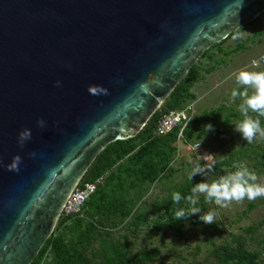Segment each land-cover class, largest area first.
Listing matches in <instances>:
<instances>
[{
  "label": "water",
  "instance_id": "95a60500",
  "mask_svg": "<svg viewBox=\"0 0 264 264\" xmlns=\"http://www.w3.org/2000/svg\"><path fill=\"white\" fill-rule=\"evenodd\" d=\"M263 13L264 0H0V264H32L98 156Z\"/></svg>",
  "mask_w": 264,
  "mask_h": 264
},
{
  "label": "rangeland",
  "instance_id": "374dc122",
  "mask_svg": "<svg viewBox=\"0 0 264 264\" xmlns=\"http://www.w3.org/2000/svg\"><path fill=\"white\" fill-rule=\"evenodd\" d=\"M263 58L264 13L225 44L212 49L207 57L200 58L196 63L198 77L191 89L196 100L185 107H192L194 119L201 120L204 127L211 124L213 130L193 136V143L181 141L176 144L178 153L171 164L175 170L172 177L154 185H137L134 194H138L139 200L135 212L143 222L137 231L130 226L131 220L118 228L99 225L98 240L105 238L124 245L132 257L142 251L159 250L160 258L149 264H235L242 251L261 255L264 261V197L220 207L214 202H206L201 195L196 205L201 213L169 226L174 213L179 210L178 204L172 202V195L174 192L181 194L187 184L211 183L230 175L243 164L257 174L256 183L264 185V137L258 134L252 143H248L235 130V125L245 116L239 111L242 98L234 99L231 95L233 90H244L236 81L239 71H264V67L255 68L252 64L253 60L258 62ZM253 91L248 89L249 95ZM213 113L215 117H211ZM248 116L259 119L264 129V117L251 111ZM196 144L201 145L198 150L192 148ZM209 158L212 159L210 162ZM197 165L212 170L189 180L192 168ZM217 166L222 168H215ZM191 207L186 204L180 209ZM208 211L216 214L213 224H205L199 219ZM98 240L86 253L93 264L102 261V258L94 257L100 249Z\"/></svg>",
  "mask_w": 264,
  "mask_h": 264
},
{
  "label": "trees",
  "instance_id": "16d2710c",
  "mask_svg": "<svg viewBox=\"0 0 264 264\" xmlns=\"http://www.w3.org/2000/svg\"><path fill=\"white\" fill-rule=\"evenodd\" d=\"M245 27L231 34L221 44L213 46L202 58L207 57L212 49L225 44ZM197 77L195 65L138 136L129 141L113 143L98 156L80 182L82 185L96 184V192L86 203L81 215L60 217L52 236L32 264H46L47 261L48 264H93V261L87 259L86 253L90 245L98 240L99 225L109 224L118 228L127 220H131L130 226H133L135 231L141 227L142 217L135 212L139 200V196H136L138 194H134L135 189L140 185H154L175 173L171 164L178 153L176 144L179 130L166 137H158L156 135L158 124L164 116L184 110L187 103L196 100L191 89ZM215 116V113L211 114V117ZM200 133L208 132L201 120L193 119L183 134V142L193 143V136ZM211 160L209 158L208 161ZM100 180L101 183L97 184ZM192 186L187 184L182 189L181 196L191 194ZM186 204L188 203L182 199L178 204L179 209ZM178 222L173 215L169 226H176ZM160 256L159 250L152 249L132 257L124 245L105 238L100 240V249L94 255L95 258H102L99 264H149ZM234 262L264 264L261 255L246 251H242Z\"/></svg>",
  "mask_w": 264,
  "mask_h": 264
},
{
  "label": "clouds",
  "instance_id": "9594fccd",
  "mask_svg": "<svg viewBox=\"0 0 264 264\" xmlns=\"http://www.w3.org/2000/svg\"><path fill=\"white\" fill-rule=\"evenodd\" d=\"M183 55V53H181ZM174 64L176 61L173 62ZM253 65L257 64V61H252ZM236 81L243 87V91L233 90L231 95L235 99L237 97L242 98V102L239 105V111L245 116V118L235 125V130L240 133L243 140L248 143H252L253 140L259 136L264 137V129L261 128L260 120L253 119L248 116V113L254 112L259 116L264 117V71H246L241 70L236 75ZM59 86V82H57ZM248 89L254 90L249 95ZM91 92L95 94L97 89H91ZM37 124L43 128L45 122L43 119L38 120ZM206 130H213L211 124L206 126ZM31 139V131L28 129L19 133L18 143L21 147L25 142ZM30 155L34 156L35 153ZM22 162L20 156H15L12 163L8 165L10 171H19V164ZM212 168H201L199 165L192 168L189 175V180L197 174L204 171H211ZM55 175V173H53ZM258 180L257 174L250 170L246 165H240L238 169L232 172L230 175L224 176L211 183L200 182L192 186L191 194L186 197H182L179 192H174L172 195V202L179 204L184 199L192 207L188 210L179 209L174 213V219L186 220L192 215L201 213V209L196 207L199 197L204 196L205 201L208 203H215L220 207H228L232 202H243L245 199L254 201L258 198L264 197V185L256 183ZM215 212L208 211L199 216V219L205 224H213L215 222Z\"/></svg>",
  "mask_w": 264,
  "mask_h": 264
},
{
  "label": "built area",
  "instance_id": "2783aa9c",
  "mask_svg": "<svg viewBox=\"0 0 264 264\" xmlns=\"http://www.w3.org/2000/svg\"><path fill=\"white\" fill-rule=\"evenodd\" d=\"M255 68L264 67V58L259 60ZM194 119V113L192 107L185 108L181 111L171 112L169 115L164 116L158 124L156 135L158 137H166L176 130H179L178 142L183 141V134L185 130L191 125ZM200 144L194 145L192 148L198 150ZM98 181L97 184L101 183ZM97 185L81 183L76 186L71 195L69 196L63 211L62 216L72 217L82 214L83 209L90 199V197L96 192Z\"/></svg>",
  "mask_w": 264,
  "mask_h": 264
}]
</instances>
